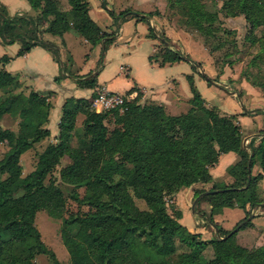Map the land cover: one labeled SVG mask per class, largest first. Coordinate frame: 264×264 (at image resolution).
I'll list each match as a JSON object with an SVG mask.
<instances>
[{"label": "trees", "instance_id": "16d2710c", "mask_svg": "<svg viewBox=\"0 0 264 264\" xmlns=\"http://www.w3.org/2000/svg\"><path fill=\"white\" fill-rule=\"evenodd\" d=\"M27 1L36 10L34 14H10L0 3V43L17 41L16 54L38 44L59 61L58 45L39 37L38 31L44 24L45 31L60 36L71 28L91 45L101 44L97 62L101 63L102 52L112 37L90 18L87 0H66L67 9L60 8L59 0ZM166 2L167 9L176 16V23L196 30L205 46L207 38L218 30L235 33L234 28L222 25L218 11L223 16L241 13L249 31L261 22L264 24V19L253 15L264 10V0H222L219 8H208L203 0ZM149 14L125 9L118 16L120 20L127 15L146 20ZM148 30L155 37L151 26ZM158 36L162 45L152 57L159 64L185 59L193 69L199 65L188 54L170 48L169 43L164 45L168 40L163 34ZM8 58L4 54L0 56V89L5 91L0 97V118L4 114L16 118L17 128L0 125V143L6 145L0 156V175L5 174L0 177V264H35L32 260L35 252H48L54 257L39 239L32 218L38 208L61 216L64 192L53 182L44 184L43 179L64 155L69 161L61 167L60 176L72 187L68 188L70 197L88 207L83 214L62 217L59 236L69 264H264V242L246 247L234 241L236 231L223 238L201 239L198 232L189 231L178 222L180 212L176 207L173 215L167 212L164 199L166 194L173 196L178 189L194 182L211 181L209 189L221 190L208 192L199 200L207 201L212 208L240 207L244 210L242 219L253 214L251 208H264V204L257 206L264 202V191L258 186L262 174L251 173L253 164L264 171V129L256 143L255 136L246 142V150L236 115L221 114L215 107L206 106L190 74L186 75L191 92L189 106L177 114L167 113L160 103H141L136 99L95 111L89 100L70 96L61 104L55 141L37 154L33 169L21 175L19 155L49 135L45 123L50 102L37 91L15 90L16 77L2 68ZM199 74L210 82V77ZM61 76L59 73L54 80ZM94 82V73L77 76L80 86L91 87ZM258 85L263 89L264 99V81ZM77 113L83 115L80 132L74 130ZM109 114L115 122L112 128L105 124ZM73 135L74 146L70 143ZM229 150L239 156L226 167L233 180L227 184L212 181L209 167L220 153ZM79 185L85 190L81 196L73 189ZM132 196L141 198L145 208H138ZM206 218L217 232L230 230L213 224L211 216ZM248 224L250 219L240 227ZM174 240L188 250L176 253ZM199 245L209 246L211 256L195 254Z\"/></svg>", "mask_w": 264, "mask_h": 264}, {"label": "crops", "instance_id": "0c3cea01", "mask_svg": "<svg viewBox=\"0 0 264 264\" xmlns=\"http://www.w3.org/2000/svg\"><path fill=\"white\" fill-rule=\"evenodd\" d=\"M88 15L96 22L102 31L109 32L113 22L122 10L128 9L142 14L150 12L146 20L127 15L118 21L117 29L112 35V41L102 52L101 63L98 64L100 43L91 45L86 39L69 28L60 36L44 30L42 24L38 36L58 45L59 61L44 47L35 44L27 51L16 54L19 43L14 41L9 44L0 43V56L9 58L3 63L2 68L13 74L17 81L15 90L27 93L29 90L37 91L46 96L50 102L45 126L50 136L57 133V122L60 107L66 97H82L89 100L90 107L95 111L106 109L99 101L93 102L92 98L99 89L114 92L126 100L136 99L138 102H156L164 106L169 114H177L189 106L191 92L186 75L190 74L192 83L197 89L206 106H213L219 113H232L236 115V123L240 127L242 143L253 136H257L264 126V99L260 91L244 82H239L238 89L234 92L228 90L221 82L206 79L200 76L203 72L201 65L193 69L185 59L159 64L157 58L152 57L162 45L158 34H163L170 48H177L189 55L190 58L202 63L204 57L209 58L206 46L199 33L184 24L176 23V16L167 9L166 0H87ZM206 3V0H203ZM217 8L222 0H214ZM6 10L12 13L36 12L27 0H0ZM61 9H67L66 0H59ZM112 14H111V13ZM220 19L233 21L235 16H223L217 12ZM222 15V16H221ZM50 16H48L49 18ZM148 26L154 29V36L149 35ZM69 57V58H68ZM104 59V60H103ZM114 62L111 72L109 63ZM203 65V64H202ZM62 73L58 80L54 76ZM94 73L93 86H80L77 76L86 77ZM211 78V77H210ZM219 77L218 79H221ZM217 85L224 87L223 91ZM254 109H257L255 111ZM54 140H52L53 142ZM239 156L234 151L222 152L216 162L209 167L212 181H221L225 184L233 179L227 173L226 167L235 163ZM261 172L258 181L261 191H264V171L256 164L251 167V173ZM211 181L194 182L178 189L174 193L176 208L180 215L177 218L187 230L198 232L201 239H210L216 236V231L207 216H211L213 224L229 230L238 221L242 220L244 210L237 206L211 207L205 200H197L201 211L190 210V203L199 189H209ZM196 201V202H197ZM196 204V203H195ZM248 208V206H246ZM259 207L251 208L250 224L236 229L235 237L239 244L246 247L259 245L264 242V211L257 212ZM204 212L205 223L199 219Z\"/></svg>", "mask_w": 264, "mask_h": 264}, {"label": "rangeland", "instance_id": "374dc122", "mask_svg": "<svg viewBox=\"0 0 264 264\" xmlns=\"http://www.w3.org/2000/svg\"><path fill=\"white\" fill-rule=\"evenodd\" d=\"M214 3V0H206L205 4L208 8H217ZM250 11L251 13H255L254 10ZM253 15H256L263 21L264 10H261L259 14L255 13ZM237 17L239 18H235L233 21L221 19L222 25L226 28H234L235 33L224 34L218 30L213 35L209 36L207 38L208 43L206 44V50L209 53V58L204 57L202 63L199 62V64L202 69L206 71L205 73L210 75L212 80L221 82L226 89L233 90L235 92L238 89L239 82L244 81L256 87L260 91L263 98V92L261 91L263 89L258 85V82L264 81V24L261 22L258 24L259 26H256L249 31V25L243 18V15L240 13L237 14ZM118 21L119 17H117L116 21L113 22V27L110 28L107 35H112L115 32ZM201 40L203 41L202 36ZM113 64L114 62L112 61L109 63L111 72L113 71ZM219 77L222 78L218 79ZM252 81L255 83L252 84ZM3 94H5V91L0 89V97ZM82 118L83 115L81 113H77L75 116L74 130L77 132H80L81 130L80 124ZM113 119V116L110 114L106 117L105 124L108 128H112L114 126L115 122ZM16 123L17 119L8 114H4L0 118V125L2 127H8L14 130L17 128ZM262 129H264V126ZM260 136V133L255 136V143L258 141ZM52 140L55 141L54 136L52 137L48 135L47 137L33 143L30 148L26 149L19 155L18 162L21 166V175H25L33 169L37 159V154L41 152L48 143L52 142ZM70 143L72 146L75 145L74 135L70 139ZM5 149V143H0V156ZM245 149L248 150L246 146ZM68 161L69 158L66 155L60 157L59 162L53 165L51 170L43 179L44 184L53 182L60 186L64 192V206L61 210V216L49 213L45 208H38L35 210L32 218V224L36 228L41 242L54 254V257H52L48 252H35L32 256V260L35 264H69L67 251L59 236L62 217L83 214L88 209L85 204L78 203L70 197V189L68 188L71 187V185L65 183L60 176L61 167ZM4 175L5 174H1L0 177H3ZM73 189L77 191L78 196H81L85 191L82 185L75 186ZM127 189L131 192V188L128 187ZM173 196L170 194H166L164 196L165 207L170 215H173V211L175 209L174 207H176ZM132 199L138 208H145L144 201L141 198L132 196ZM195 205V209L200 212L201 208L199 206V202L197 201ZM263 211L264 208L257 210V212ZM204 216V212H202V216H200L199 219L202 223L206 222ZM74 229L75 228L73 227V230ZM225 234L226 233L218 232V235L220 236H224ZM174 241L176 253L184 251L185 249L188 250V248L184 245L178 243L177 240ZM234 241L237 242L236 237ZM194 253H202V256L209 257L211 256V249L209 246L204 248L203 245H199L195 247Z\"/></svg>", "mask_w": 264, "mask_h": 264}, {"label": "water", "instance_id": "95a60500", "mask_svg": "<svg viewBox=\"0 0 264 264\" xmlns=\"http://www.w3.org/2000/svg\"><path fill=\"white\" fill-rule=\"evenodd\" d=\"M196 64V63H195ZM196 66L198 67L199 65L198 64H196ZM201 73H203V72H201ZM210 82H212V79H210ZM218 87H220L223 91H225V92H228L224 87H221V86H219V85H217ZM264 132V131H263ZM242 145H243V143H242ZM244 146V145H243ZM250 157H251V153L248 155V159H247V165H246V168H247V170L249 171L250 170V167H249V161H250ZM247 178H249V174L247 175ZM219 190H221V189H205V190H201V191H199L198 193H196L195 194V196L192 198V200H191V203H190V210L191 211H194V206H195V203H196V201L202 196V195H204V194H206V193H208V192H213V191H219ZM261 204H264V202H260V203H258L257 204V206L258 205H261ZM251 216H252V214H249V215H247L244 219H242V220H240L238 223H236V225H234L224 236H220V235H218V232H217V229H216V227L213 225V227H214V230L216 231V237L217 238H223V237H225V236H227L228 234H230L231 232H233V231H235L236 229H238V227L241 225V224H243L244 222H246L248 219H250L251 218Z\"/></svg>", "mask_w": 264, "mask_h": 264}, {"label": "built area", "instance_id": "2783aa9c", "mask_svg": "<svg viewBox=\"0 0 264 264\" xmlns=\"http://www.w3.org/2000/svg\"><path fill=\"white\" fill-rule=\"evenodd\" d=\"M124 97L117 95L114 92L106 91L105 89H99L96 91L93 102L99 101L106 109L118 106L124 101Z\"/></svg>", "mask_w": 264, "mask_h": 264}]
</instances>
